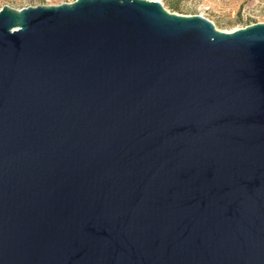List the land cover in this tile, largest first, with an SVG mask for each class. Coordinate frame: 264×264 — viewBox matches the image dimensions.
I'll return each mask as SVG.
<instances>
[{"label":"water","instance_id":"water-1","mask_svg":"<svg viewBox=\"0 0 264 264\" xmlns=\"http://www.w3.org/2000/svg\"><path fill=\"white\" fill-rule=\"evenodd\" d=\"M0 264H264V23L3 6Z\"/></svg>","mask_w":264,"mask_h":264},{"label":"rangeland","instance_id":"rangeland-1","mask_svg":"<svg viewBox=\"0 0 264 264\" xmlns=\"http://www.w3.org/2000/svg\"><path fill=\"white\" fill-rule=\"evenodd\" d=\"M75 0H0V9H22L38 5H58ZM170 13L200 15L223 32H233L256 23H264V0H152Z\"/></svg>","mask_w":264,"mask_h":264}]
</instances>
